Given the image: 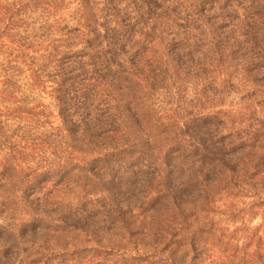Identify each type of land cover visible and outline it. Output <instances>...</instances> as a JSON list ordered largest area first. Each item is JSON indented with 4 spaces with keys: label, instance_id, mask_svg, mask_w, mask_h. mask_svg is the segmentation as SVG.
<instances>
[{
    "label": "trees",
    "instance_id": "16d2710c",
    "mask_svg": "<svg viewBox=\"0 0 264 264\" xmlns=\"http://www.w3.org/2000/svg\"><path fill=\"white\" fill-rule=\"evenodd\" d=\"M0 264H264V0H0Z\"/></svg>",
    "mask_w": 264,
    "mask_h": 264
},
{
    "label": "rangeland",
    "instance_id": "374dc122",
    "mask_svg": "<svg viewBox=\"0 0 264 264\" xmlns=\"http://www.w3.org/2000/svg\"><path fill=\"white\" fill-rule=\"evenodd\" d=\"M35 98H36V104L42 105L45 107V110L47 113L51 114L50 122L52 123L53 127H59L60 126V120L57 115L55 103L53 99L50 96L49 90L45 91H38L35 92ZM238 95H234L229 99L224 107H220V110H232L237 109V103H238ZM245 208V207H243ZM245 222L241 223L240 221H237L235 223L236 231L235 233H245L247 228L251 231L254 227L259 225V216H257L255 219L245 218ZM245 223V225H244Z\"/></svg>",
    "mask_w": 264,
    "mask_h": 264
}]
</instances>
